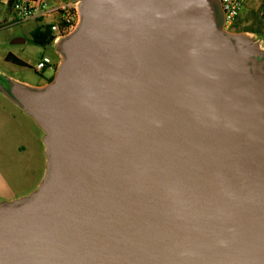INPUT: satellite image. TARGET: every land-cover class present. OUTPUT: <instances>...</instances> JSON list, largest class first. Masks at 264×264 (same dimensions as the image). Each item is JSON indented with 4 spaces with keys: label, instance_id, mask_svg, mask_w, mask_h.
<instances>
[{
    "label": "water",
    "instance_id": "95a60500",
    "mask_svg": "<svg viewBox=\"0 0 264 264\" xmlns=\"http://www.w3.org/2000/svg\"><path fill=\"white\" fill-rule=\"evenodd\" d=\"M79 13L52 83L1 84L44 131L47 173L0 201V264H264L255 46L217 0Z\"/></svg>",
    "mask_w": 264,
    "mask_h": 264
},
{
    "label": "rangeland",
    "instance_id": "374dc122",
    "mask_svg": "<svg viewBox=\"0 0 264 264\" xmlns=\"http://www.w3.org/2000/svg\"><path fill=\"white\" fill-rule=\"evenodd\" d=\"M8 9V5L0 2V38L5 40V44H3L2 49L14 52L18 56L22 57L27 64L18 68V70L13 73L9 72L8 74L19 80L37 83L42 81L45 83L50 76L55 73L57 75L59 66L63 62V55L57 50V45L55 44L42 47L35 45L32 42V32L38 28L40 25L39 22L32 21L21 25L9 26L11 24L10 22L15 19V16L12 13L10 14ZM3 18L6 20L11 18L12 20L3 23ZM224 31L231 35L243 36L245 39L249 40L258 51V56L256 57L257 64L260 65L262 70H264V0H248L236 24L229 29L224 28ZM14 37L25 38L27 39V43L20 46L9 44V41ZM44 57H48L53 63H56L57 66L53 67V69L48 67L43 72H37L36 67L40 59H43ZM53 79H55V77ZM35 144L37 152L35 153V150L32 158H29L27 161L29 164L31 162L32 166L35 167V172L27 170L25 175V173H23L24 166L18 161L10 164V168H7V174L11 178L10 180L14 184L17 192H21L23 194L34 189L39 182L38 169L40 166V155L44 164L47 160L45 143L42 145V150L40 152L38 140L36 141V139ZM3 201L4 200L1 202Z\"/></svg>",
    "mask_w": 264,
    "mask_h": 264
},
{
    "label": "crops",
    "instance_id": "0c3cea01",
    "mask_svg": "<svg viewBox=\"0 0 264 264\" xmlns=\"http://www.w3.org/2000/svg\"><path fill=\"white\" fill-rule=\"evenodd\" d=\"M46 1L50 5H55L58 2V0ZM8 8L10 14H13L12 9L9 6ZM11 20V18L8 20L3 18L2 22L5 23L6 21L9 22ZM39 26H41V23ZM26 43L27 39L20 37H14L9 41V44L19 46ZM3 44H5V40L0 38V200L13 201L30 197L37 191V189H39L44 181L47 173V160L44 164L43 160H41V155L39 163L40 166L38 169L39 182L34 188L35 190L32 189L24 194L21 192H17L14 184L10 180L11 178L7 174V168L10 164L18 161L21 165L24 166L23 173H25V175L27 170H32V172H35V167L32 166L31 162L29 164L27 161L29 158H32L35 150V153L37 152L35 139L36 141L38 140L40 149L39 152L42 150V145H44L45 133L35 122V120L30 115H28L21 107L14 103L12 99L3 91L1 84L5 82V79H9L15 83L24 85L32 89H43L50 84L52 78L56 77V73L50 76L45 83H43L42 81L37 83L14 78L8 73H13L14 71L18 70V68H21L27 64L22 57L18 56L14 52L3 50ZM15 59L22 61L23 65L15 62ZM41 60L42 59H40V61ZM50 68L53 69V67Z\"/></svg>",
    "mask_w": 264,
    "mask_h": 264
},
{
    "label": "built area",
    "instance_id": "2783aa9c",
    "mask_svg": "<svg viewBox=\"0 0 264 264\" xmlns=\"http://www.w3.org/2000/svg\"><path fill=\"white\" fill-rule=\"evenodd\" d=\"M82 0H58L50 5L46 0H0L8 5L15 16L9 26L28 22H39L50 26L55 36L53 45L73 33L80 23L79 5ZM248 0H217L222 13L223 26L229 29L236 24ZM48 21V22H47ZM54 63L44 57L37 65L36 71L43 72Z\"/></svg>",
    "mask_w": 264,
    "mask_h": 264
},
{
    "label": "trees",
    "instance_id": "16d2710c",
    "mask_svg": "<svg viewBox=\"0 0 264 264\" xmlns=\"http://www.w3.org/2000/svg\"><path fill=\"white\" fill-rule=\"evenodd\" d=\"M54 40L55 36L52 33L50 26L41 25L32 32V42L35 45L47 47L52 45L54 43ZM15 62L23 65V62L18 59H15ZM53 81L54 79L52 78L50 83H52Z\"/></svg>",
    "mask_w": 264,
    "mask_h": 264
},
{
    "label": "bare ground",
    "instance_id": "6f19581e",
    "mask_svg": "<svg viewBox=\"0 0 264 264\" xmlns=\"http://www.w3.org/2000/svg\"><path fill=\"white\" fill-rule=\"evenodd\" d=\"M254 51L251 50V53H253ZM258 52L257 49L255 50V53ZM257 76H258V81L260 83V86L262 87L263 91H264V74L261 71H257Z\"/></svg>",
    "mask_w": 264,
    "mask_h": 264
},
{
    "label": "flooded vegetation",
    "instance_id": "af4514ba",
    "mask_svg": "<svg viewBox=\"0 0 264 264\" xmlns=\"http://www.w3.org/2000/svg\"><path fill=\"white\" fill-rule=\"evenodd\" d=\"M57 66L56 63H54V67Z\"/></svg>",
    "mask_w": 264,
    "mask_h": 264
}]
</instances>
